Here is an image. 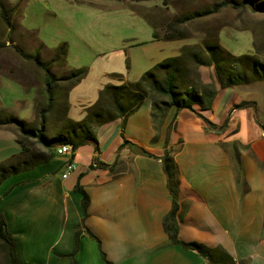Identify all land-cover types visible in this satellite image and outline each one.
Returning a JSON list of instances; mask_svg holds the SVG:
<instances>
[{
    "label": "crops",
    "instance_id": "1",
    "mask_svg": "<svg viewBox=\"0 0 264 264\" xmlns=\"http://www.w3.org/2000/svg\"><path fill=\"white\" fill-rule=\"evenodd\" d=\"M19 18L15 11L11 30L0 12V30H7L10 43L15 42L16 28L32 32ZM148 44H160V50L155 60L145 61V73L172 57L161 41L138 45ZM42 51L53 54L56 49L40 50L48 62L50 56ZM6 61L10 62L0 55V110L33 122L38 90L27 89L18 77V66L7 69ZM79 68L66 60L52 72ZM89 71L67 95L69 117L74 121L85 118L86 109L98 101L106 85H118L108 72L98 75L90 67ZM144 72L125 80L137 81ZM243 102L256 107L234 108ZM195 110L217 128H210L195 112L174 109L156 126L152 102L146 100L125 125L117 119L97 130L99 152L87 145L71 159L55 155L6 179L0 185V215L13 238L19 264H70L61 256L73 252L76 228L84 218L83 197L75 190L80 175H84L81 185L90 204L78 264H106L102 252L111 264H207L195 251L174 245L165 231L164 220L173 208L172 190L179 206L181 241L221 246L238 264H264V81L220 89L209 111L200 112L197 106ZM125 141L154 157L136 155L128 147L120 151ZM166 150L172 153L178 178L171 190L161 160ZM20 151L15 134L0 129V163ZM68 160L77 169L64 179ZM95 161L109 168L92 169Z\"/></svg>",
    "mask_w": 264,
    "mask_h": 264
},
{
    "label": "trees",
    "instance_id": "2",
    "mask_svg": "<svg viewBox=\"0 0 264 264\" xmlns=\"http://www.w3.org/2000/svg\"><path fill=\"white\" fill-rule=\"evenodd\" d=\"M219 7H232L236 10L250 8L254 13L264 14V0H223ZM15 11L16 8H9L0 0L1 16L11 30V18ZM1 39L0 34V47L2 46ZM8 39L10 40L9 37ZM15 48L23 58L34 61L36 66L45 73V91L43 96L41 95L36 118L32 123L10 114L7 110H0V129L12 131L17 143L21 146L18 155L0 163V185L12 175L31 170L39 164L50 161L57 155V149L61 146L70 145L76 152L81 147L93 145L96 152H99L97 130L117 119H122L125 125L127 119L137 112L146 100L152 102V118L156 126L161 125L169 111L174 109L176 112L182 110L195 112L210 128L216 129V125L197 112L195 106L200 112L209 111L220 89L264 81V62L259 56L251 54L235 56L219 42H207L198 49L184 48L179 56L170 57L155 65L137 81H126L122 75L110 74L109 77L116 78L121 83L106 85L100 92L98 101L86 109L85 118L82 121H74L69 117L67 95L86 77L88 72L81 68L69 71L60 77L52 72L56 64H65L68 55L66 44L59 46L48 62L43 61L40 51L34 55H27L21 48ZM202 67L215 69L222 83L219 88H201L192 84L194 81L190 78L191 69L198 72ZM64 84L66 92L63 90ZM57 96H64L66 100L58 102ZM255 107L256 104L252 102H243L234 106L235 109ZM53 112L56 116V123L53 131L49 133L48 121ZM226 126L227 122L220 127V131ZM167 142L168 140L166 145ZM124 147H128L136 155L154 157L144 148L129 141L124 142L120 151ZM161 160L171 190L172 185L178 184L171 151L166 150ZM91 168L108 169L109 165L95 161ZM83 176L80 175L75 190L83 197L84 218L82 225L76 228L73 252L61 256L70 260V264H78L76 255L90 204V198L81 185ZM171 193L173 208L164 220V228L173 244L185 250L195 251L207 264H238L221 246L210 248L197 242H183L179 239L176 219L179 206L176 193L173 190ZM88 234L100 244V241L90 231ZM0 250L4 264H19L13 238L8 233L7 224L2 215H0ZM102 257L106 264H111L103 252ZM239 264H249V261H242Z\"/></svg>",
    "mask_w": 264,
    "mask_h": 264
},
{
    "label": "rangeland",
    "instance_id": "3",
    "mask_svg": "<svg viewBox=\"0 0 264 264\" xmlns=\"http://www.w3.org/2000/svg\"><path fill=\"white\" fill-rule=\"evenodd\" d=\"M222 1L2 0L7 7L19 11L20 24L33 33L16 28L15 42L10 43L7 30H0V55L10 60L5 62V68H18V77L27 89L35 86L38 104L45 91V73L34 61L23 58L15 47L34 55L42 49L51 51L66 44L70 66H80L87 72L90 67L98 75L108 72L124 79L144 72L147 59H156L160 44L138 45L153 40L161 41L163 49L168 47L172 57L179 56L184 48L198 49L207 42H219L235 56L257 55L264 62V14L254 13L250 8L219 7ZM49 53L43 52L50 56L48 61L53 57ZM68 72L58 70L57 76ZM191 73L192 84L201 88H219L222 84L214 68L202 67L198 72L191 69ZM57 100L64 102L66 98L57 96ZM54 112L48 121L49 133L55 128ZM0 264H4L1 250Z\"/></svg>",
    "mask_w": 264,
    "mask_h": 264
},
{
    "label": "built area",
    "instance_id": "4",
    "mask_svg": "<svg viewBox=\"0 0 264 264\" xmlns=\"http://www.w3.org/2000/svg\"><path fill=\"white\" fill-rule=\"evenodd\" d=\"M75 154V151L73 150V148L68 145L67 147H59L57 149V155L58 156H65V157H69L71 159V157ZM77 169V165L74 161L68 160L67 164H66V172L63 175V178L66 179L69 177V175H71L73 172H75Z\"/></svg>",
    "mask_w": 264,
    "mask_h": 264
},
{
    "label": "bare ground",
    "instance_id": "5",
    "mask_svg": "<svg viewBox=\"0 0 264 264\" xmlns=\"http://www.w3.org/2000/svg\"><path fill=\"white\" fill-rule=\"evenodd\" d=\"M68 145H64V146H61V147H67Z\"/></svg>",
    "mask_w": 264,
    "mask_h": 264
}]
</instances>
